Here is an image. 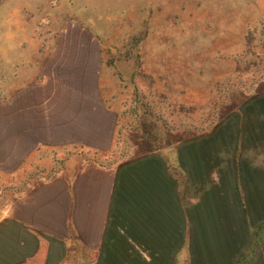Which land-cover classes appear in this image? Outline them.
<instances>
[{
  "label": "crops",
  "instance_id": "1",
  "mask_svg": "<svg viewBox=\"0 0 264 264\" xmlns=\"http://www.w3.org/2000/svg\"><path fill=\"white\" fill-rule=\"evenodd\" d=\"M57 43L5 87L6 169L37 149L67 155L5 207L0 264H264V92L184 129L173 152L99 164L83 156L109 151L116 112L97 88L98 48Z\"/></svg>",
  "mask_w": 264,
  "mask_h": 264
},
{
  "label": "rangeland",
  "instance_id": "2",
  "mask_svg": "<svg viewBox=\"0 0 264 264\" xmlns=\"http://www.w3.org/2000/svg\"><path fill=\"white\" fill-rule=\"evenodd\" d=\"M84 40L98 48L97 88L116 112L109 151L83 156L95 163L173 152L184 129L205 130L223 105L264 92V0H0V216L67 155L37 149L6 169L5 87L18 90L23 61L41 65L58 41Z\"/></svg>",
  "mask_w": 264,
  "mask_h": 264
}]
</instances>
